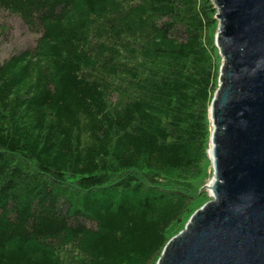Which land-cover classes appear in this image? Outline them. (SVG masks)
Listing matches in <instances>:
<instances>
[{"label": "trees", "instance_id": "1", "mask_svg": "<svg viewBox=\"0 0 264 264\" xmlns=\"http://www.w3.org/2000/svg\"><path fill=\"white\" fill-rule=\"evenodd\" d=\"M212 0H0V264H156L209 200Z\"/></svg>", "mask_w": 264, "mask_h": 264}, {"label": "water", "instance_id": "2", "mask_svg": "<svg viewBox=\"0 0 264 264\" xmlns=\"http://www.w3.org/2000/svg\"><path fill=\"white\" fill-rule=\"evenodd\" d=\"M221 56L209 107L210 200L156 264H264V0H212Z\"/></svg>", "mask_w": 264, "mask_h": 264}, {"label": "rangeland", "instance_id": "3", "mask_svg": "<svg viewBox=\"0 0 264 264\" xmlns=\"http://www.w3.org/2000/svg\"><path fill=\"white\" fill-rule=\"evenodd\" d=\"M1 19L3 20L1 23H5L7 26V30L6 33L0 37V59L19 49L31 47L33 45V37L21 21L11 16H2ZM206 184H204V186ZM204 186L202 187L203 189H205Z\"/></svg>", "mask_w": 264, "mask_h": 264}]
</instances>
